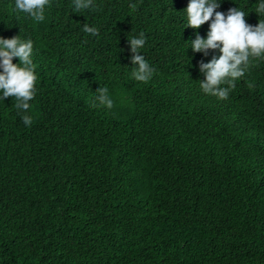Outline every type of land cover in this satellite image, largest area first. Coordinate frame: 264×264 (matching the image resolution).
<instances>
[{
    "label": "trees",
    "instance_id": "16d2710c",
    "mask_svg": "<svg viewBox=\"0 0 264 264\" xmlns=\"http://www.w3.org/2000/svg\"><path fill=\"white\" fill-rule=\"evenodd\" d=\"M189 2L50 0L36 22L0 0V37L33 41L37 75L27 112L0 92V264H264V58L205 94L200 63L222 53L191 48L211 21L187 26ZM217 2L264 21L260 0Z\"/></svg>",
    "mask_w": 264,
    "mask_h": 264
},
{
    "label": "clouds",
    "instance_id": "9594fccd",
    "mask_svg": "<svg viewBox=\"0 0 264 264\" xmlns=\"http://www.w3.org/2000/svg\"><path fill=\"white\" fill-rule=\"evenodd\" d=\"M73 11L80 13L82 10L96 9L93 0H73ZM50 5V0H15V11L28 14L36 22L45 19V7ZM129 7L134 11L136 4L130 3ZM220 7L217 0H190L186 12L188 25L199 29L206 22H210V30L207 38L197 34L192 40L191 48L195 52L203 50L207 55L209 50L219 49L222 53L218 58L213 56L210 62H201L200 71L204 73L205 79L200 80V88L205 94L226 100L231 90L235 89V81L243 77L249 69L251 60L264 58V21L253 26L246 22L245 12L239 8H231L227 14L216 11ZM264 14V0H260L255 10ZM83 31L93 36L98 35L99 30L95 27L84 24ZM132 56V77L141 82H148L154 69L141 54L146 43L144 32L139 36L129 39ZM33 41L21 39L20 36L12 38L0 37V92L3 99L14 97L17 110L27 112L30 108V101L36 95L37 75L36 65L32 60ZM18 57L19 63H13V58ZM226 85V86H222ZM95 100L101 106L108 109L113 108L114 102L109 95L106 86L96 90ZM96 106L95 103L92 105ZM23 122L31 126L32 117L24 115Z\"/></svg>",
    "mask_w": 264,
    "mask_h": 264
}]
</instances>
